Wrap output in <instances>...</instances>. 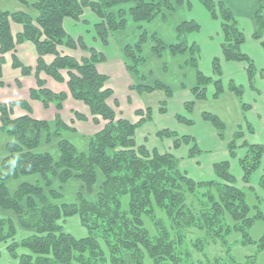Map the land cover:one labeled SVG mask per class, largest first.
I'll return each mask as SVG.
<instances>
[{
    "label": "trees",
    "instance_id": "trees-1",
    "mask_svg": "<svg viewBox=\"0 0 264 264\" xmlns=\"http://www.w3.org/2000/svg\"><path fill=\"white\" fill-rule=\"evenodd\" d=\"M19 1L27 3V0ZM199 1L214 19L221 22L224 58L246 62L252 83L258 68L254 60L243 52L245 34L239 17L224 0ZM129 2L133 5L128 11L121 7ZM183 5L189 9L192 7L187 0H36L35 7L39 10L36 22L26 13L0 9V83H3L2 66L6 53L14 52L18 43L32 40L39 55L36 72L46 71L63 80L61 70L68 69V84L73 97L89 106L96 124H100V119L106 121L102 130L89 136V148L85 152L64 138L66 132L75 129L72 130L58 113L55 136L60 139L61 154L55 159L51 153L37 151L45 132L50 135V123L36 120L30 114L13 118L16 103L31 112L26 101H0L1 130L11 137L6 147L7 156L0 164V207L9 212L7 216L0 215V245H6L17 264H144L146 254L153 258L155 264H257L255 256L239 261L230 254L210 257L205 251L207 241H221L228 245L227 238L233 231L244 234L242 243L252 241L250 227L257 219L264 218L262 196L253 189L257 202L254 206L249 203L247 191L236 185L230 161L215 164L216 180L197 182L181 169L180 159L173 154L149 151L146 146L138 145L136 128L151 119V108L137 111L141 116L138 122L118 117L108 102L114 91L106 87L108 77L101 74L97 67L105 56L89 48L83 39H79L78 43L82 49H89V57L78 60L58 50L60 45L78 47L63 22L68 17L81 20L85 7L91 8L103 19L104 23L96 28L102 40L107 42L110 33L126 28L128 14L141 24L154 20L165 10L174 11L177 6ZM163 17L167 16L163 13ZM12 21L23 25V31L16 38L11 30ZM256 22L253 36L260 40L264 48V0L258 3ZM198 31L200 25L196 20L182 21L177 28L178 40L174 44H166L157 33L143 31L138 41L125 48L126 56L131 60H125L126 68L139 80L144 79L140 73V65L146 60L142 45L151 37L153 50L158 56L167 49L174 54L190 53L188 65L197 72V83L192 88L195 99L206 98L210 84L216 88L214 97H219L225 91L221 58L213 60L215 77L207 76L200 70L201 49L189 37L190 33ZM47 54L55 55L50 64L44 60ZM13 65L21 68L24 74L32 70L16 55ZM37 78L40 88L31 91L32 97L40 99L45 106L55 101L61 110L66 93L58 94L44 88L43 81ZM132 88L138 92L161 89L168 96L174 94L171 87L160 81L150 86L137 83ZM228 89L243 98L244 87L235 81L229 82ZM193 106L194 101L186 103L188 111H192ZM244 108H247L245 103ZM76 116L86 120L82 114L77 113ZM177 118L192 124L184 116L178 115ZM203 118L210 121L219 136L224 138L225 124L217 115L204 112ZM158 135L172 138L175 147L190 144V156L201 152L196 140L189 135H179L169 129L160 130ZM243 137L244 129L240 127L229 143L233 158L237 156L238 141ZM242 147L248 149L240 159V165L244 172L243 180L249 183L252 175L264 165V145L245 141ZM99 172L104 180L95 199L81 196L78 202H59L63 194L53 187L55 179L60 186L76 179L90 193L95 189ZM34 174L41 175L45 186L42 181L23 182L15 192L10 191L7 185L10 178L19 179ZM260 186L264 190V175ZM46 187L50 188L49 194ZM76 213L80 214L82 223L89 229L86 237L75 238L60 223ZM23 230L28 234L18 239ZM263 247L264 240L260 244V248Z\"/></svg>",
    "mask_w": 264,
    "mask_h": 264
},
{
    "label": "crops",
    "instance_id": "crops-1",
    "mask_svg": "<svg viewBox=\"0 0 264 264\" xmlns=\"http://www.w3.org/2000/svg\"><path fill=\"white\" fill-rule=\"evenodd\" d=\"M187 1L192 3L191 9L186 5L177 6L174 11L165 10L163 12L167 17H163L162 13L150 22L138 24L131 16H128V27L124 29L125 32L119 30L113 34V42L107 45L105 50L107 62L103 63L104 72L108 73L110 78L112 77L110 81L115 93L114 98H116L112 97L113 99L111 98L109 103L118 100L120 109L125 114L124 117L132 122H138L141 119V116L137 114L138 110L147 111L148 108H151V119L145 120L136 128L137 144L146 146L149 151L158 150L161 154L166 152L173 154L180 159L181 169L197 182L216 180L215 164L229 160L230 170L236 178V185L246 190L247 193L248 191L254 193L253 189L257 193H261L263 198L261 209L263 211L264 190L260 186V180L264 175V165L252 175L249 183L244 182V172L240 165V159L248 151L246 147H242L243 142L264 145V48L260 40L253 36L257 25L256 10L260 0H224L239 17L245 34L243 50L254 60L258 68V73L252 83L249 81L246 62L228 61L224 58L221 47L224 37L220 20L214 19L199 0ZM35 2L36 0H27V3L19 0H0V9L26 13L36 22L39 10L35 7ZM126 5L130 7L132 2ZM98 18L91 8L85 7L81 20L68 17L64 19L63 24L67 33L73 38L83 39L88 47L98 49L102 48V44L94 42V38L92 40V31L95 29ZM186 19H194L200 25V31L190 33L189 36L190 41L197 43L201 49L200 70L207 76L215 77L213 60L221 58L225 91L219 97H214L216 88L210 84L207 97L195 99L192 88L197 83V72L196 69L188 65L190 53L174 54L167 49L161 56H158L153 50L154 42L151 37L142 45V52L146 60L140 65V73L144 79L139 80L140 78L131 75L126 68L123 57L125 44H134L143 31L150 34L157 33L166 44H174L178 40L177 28ZM11 30L16 38L23 31V25L12 21ZM58 50L62 54L73 56L78 60L90 55L87 49L80 47L72 48L60 45ZM15 55L25 66L32 68L30 73L24 74L21 68L14 67ZM54 56L53 54L45 55V62L50 64L54 60ZM38 58L37 46L32 40L20 42L16 45L14 52L6 53L2 66L3 83H0V101L3 103L28 102L31 112L20 103H16L12 112L13 118L30 114L36 120L48 121L52 130L56 128V117L59 113L68 126L77 128L75 131L66 132L64 137L74 143L80 151H87L89 136L95 132V126L93 128L90 126V131H88L85 127L88 123L87 117L86 120H82L76 114L87 116L86 108L88 106L83 101L75 99L70 93L67 70H61L63 80L54 78L46 71L36 72ZM110 59H112V64ZM37 76L45 84L44 88L54 93L64 92L67 94L61 110L57 109L54 101H51L49 106H45L40 99L32 97L31 91L40 88ZM231 80L244 87L243 98L228 89ZM158 81L171 87L174 94L168 96L161 89L152 92H138L132 88L137 83L142 84L143 82L144 85L150 86ZM192 101H194L193 109L188 111L186 103ZM244 103L247 108H244ZM204 112H211L224 122V138L219 136L216 127L210 121L203 118ZM178 115L191 120L192 124L179 121ZM240 127H243L245 137L238 141L237 156L233 158L230 155L229 143ZM165 129L175 131L179 135L193 137L201 152L196 156H190V144L183 143L180 147H175L172 138L158 135L160 130ZM91 131L94 132L91 133ZM56 139L53 138L50 144L42 141L37 151L48 150L57 159L60 155V139ZM10 140L11 137L1 130L0 114V164L7 156L6 147ZM39 180L40 174L27 175L21 176L19 179L10 178L7 185L11 192H15L21 183H36ZM55 181L56 179L54 183ZM72 181H76L78 184L80 182L76 179L70 182ZM8 214L9 212L0 207V215L7 216Z\"/></svg>",
    "mask_w": 264,
    "mask_h": 264
},
{
    "label": "rangeland",
    "instance_id": "rangeland-1",
    "mask_svg": "<svg viewBox=\"0 0 264 264\" xmlns=\"http://www.w3.org/2000/svg\"><path fill=\"white\" fill-rule=\"evenodd\" d=\"M128 4H131V2H129ZM132 5H133V3H132ZM121 7H123V8L125 7L127 9V11L130 9L129 5H124V6H121ZM118 8L119 7H117L115 9V11ZM128 16H130V15L128 14L127 17ZM98 17L99 18L97 19V22H96V25H95V29H94V31H92V35H93L92 36V40L94 38V42L97 41L98 44H102V48H98V49L95 48V47H89V48H94L97 52L102 53L105 56V60L101 62L102 64L98 63L97 67H98V71L101 74H104V75H106L108 77V81L106 83V87L113 89L112 83L110 81V80H112V77L110 78L109 74L104 72V68L105 67L103 66L104 65L103 63L107 62L105 50H106V46L110 45L113 42L112 41L113 34L116 33L119 30L120 31H124V29H126L128 27V24H127L126 28L119 29L116 32H114L113 34L110 33L108 41L105 42V41L102 40V38L100 37V35L97 32L96 26L99 25L100 23H104L103 19L100 16H98ZM96 39H99V40H96ZM75 40L78 43L79 39H75ZM94 44H96V43H94ZM126 46L127 45L125 44L124 49H123V57L125 58V60L127 62H131V60L126 56V53H125ZM78 47H80L79 43H78ZM80 48H82V47H80ZM242 48H243V46H242ZM87 50L89 51V49H87ZM243 52L246 53L244 50H243ZM89 53H90V51H89ZM54 58H55V56H54ZM110 60H111L110 62L112 64V59H110ZM125 65H126V62H125ZM64 70H67L68 73H69L68 69H64ZM69 79H70V75L68 77V81H69ZM68 87H69V84H68ZM70 93H71V91H70ZM114 95H115V93L113 94V98H114ZM114 99H116V98H114ZM109 100H108V102H109ZM164 103H166V102H164ZM110 105L115 109V111L117 112L118 117H120V118L124 117L125 114L120 109V105H119V101L118 100L117 101L115 100ZM86 113H87L86 117L88 119L86 121L88 123L86 124L87 126H85V125L84 126L88 129V131H90L89 130L90 126H92V128H93V126H95L94 127V131L95 132L91 131V133L94 132V133H92V135L95 134L96 132H98L99 130H102L104 128V126L106 124V121L103 120V119H100V124H96L94 122V117H93V115L90 112L89 106L86 108ZM127 116H128V114H127ZM82 120H84V119H82ZM69 127L72 130L77 129V128H74V127H71V126H69ZM56 128H57V126H56ZM56 128L54 130H52L51 125H50V135H48L45 132V134H44V136L42 138V141L43 142L44 141L49 142V144H50L51 143L50 141L53 138H57L56 140H58V137L55 136ZM244 137H245V133H244ZM244 137L242 139H244ZM242 139H240V140H242ZM42 141H41V144H42ZM52 143H54V142L52 141ZM41 144H40V146H41ZM40 152L41 153H46V152L51 153L48 150H40ZM60 154H61V152H60ZM59 157H60V155H59ZM103 180H104V177L99 172L98 173V181L95 184V189L92 192H90V193L84 187H82V185H81L82 183L78 184L76 181H72L69 184H66L65 186H60L59 182L56 180L55 183L53 184V187L58 188L59 190L62 191L63 197L61 199L59 198L60 199L59 202L66 201V202L74 203V202H78L80 200L79 198L81 196H83V198H86L88 200L95 199L96 195H97V193L99 191V186L102 184ZM39 181H42L41 184L43 186H45V183L42 180L41 175H40V180ZM45 190H46V193L49 194L50 188L46 187ZM260 195H261V193H260ZM247 198H248L249 203L252 206H254L255 203L257 202L256 196L254 195V193H250L249 191L247 193ZM263 211H264V203H263ZM254 212H255V209H254V211H252V213H254ZM60 223L63 225L64 230L67 233L72 234L75 238H83V237H86V236L89 235V229H88V227H86L82 223V218H81L80 214H78V213L72 214V215L68 216L66 219H62L60 221ZM27 234H28V232H25V230L20 231V233L18 234V239H21L22 237H25ZM205 236H206V233H205ZM249 236L251 237L252 241H250L248 243H242V239L244 238V234L242 232H240V231H233V233L227 238V240H228L227 244L228 245L223 244L221 241L217 242V243L212 242V241H207L208 243L206 242L207 244H206V249H205L206 254L208 256H210V257L228 256V254H230V255H233L239 261H244L247 257L255 256L256 259H257V264H264V247L260 248V244L264 240V218L257 219L253 223V225L249 229ZM229 248L231 249L230 251H229ZM0 249H1V253H2V256L0 258V264H17V261L12 257L10 252L7 250L5 244H1L0 245ZM195 257L196 258L198 257L197 254H195ZM144 264H155V262H154L153 258L150 255L146 254L145 258H144Z\"/></svg>",
    "mask_w": 264,
    "mask_h": 264
}]
</instances>
